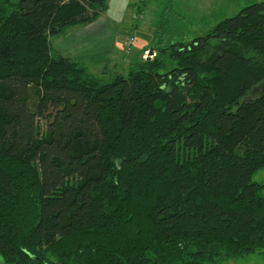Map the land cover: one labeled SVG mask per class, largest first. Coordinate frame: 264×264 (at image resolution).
I'll use <instances>...</instances> for the list:
<instances>
[{
    "label": "trees",
    "instance_id": "trees-1",
    "mask_svg": "<svg viewBox=\"0 0 264 264\" xmlns=\"http://www.w3.org/2000/svg\"><path fill=\"white\" fill-rule=\"evenodd\" d=\"M106 5L0 0V264L264 253V1L103 82L50 38Z\"/></svg>",
    "mask_w": 264,
    "mask_h": 264
},
{
    "label": "rangeland",
    "instance_id": "rangeland-1",
    "mask_svg": "<svg viewBox=\"0 0 264 264\" xmlns=\"http://www.w3.org/2000/svg\"><path fill=\"white\" fill-rule=\"evenodd\" d=\"M129 9L126 10L125 18L116 22L113 26L124 34L123 52L120 56L110 52L106 54L104 64L93 60H79L74 58L88 68V70L103 82H109L115 74L124 76L128 73V67L134 60L136 54L132 51L134 47L143 45L154 47L167 46L173 42H186L202 36L219 21L234 16L243 7L264 0H129ZM116 6L114 5L112 9ZM117 12V9H115ZM69 27L64 35L50 38L51 45L71 39L77 34L82 26ZM82 36V35H81ZM128 37L133 38L131 49L124 45ZM151 45V46H150ZM54 48V47H53ZM140 50V49H139ZM138 50V51H139ZM137 51V52H138ZM154 53V54H153ZM144 51L137 59L141 61L152 60L155 51L143 58ZM133 55V56H132ZM132 56V58H131ZM102 58V56H100ZM136 59V58H135ZM263 81L254 86L240 101L254 98L255 89L263 85ZM252 180L264 185V167L257 170ZM264 196V186L260 190ZM225 264H264V253L256 252L246 259L231 260Z\"/></svg>",
    "mask_w": 264,
    "mask_h": 264
},
{
    "label": "crops",
    "instance_id": "crops-1",
    "mask_svg": "<svg viewBox=\"0 0 264 264\" xmlns=\"http://www.w3.org/2000/svg\"><path fill=\"white\" fill-rule=\"evenodd\" d=\"M129 3H131L129 0H107L106 9L97 19L85 25H78L82 26L81 30L77 34H74L71 39L54 43V49L62 55L73 59H88L90 62L100 59L98 61L100 64H104L105 55L110 52H114L117 56H120L123 52L124 34L127 33L121 34V31L116 29L113 24L125 18L126 10L129 9ZM114 5L116 7L112 9ZM115 9H117V12ZM143 47V45H136L132 51L136 54Z\"/></svg>",
    "mask_w": 264,
    "mask_h": 264
},
{
    "label": "built area",
    "instance_id": "built-area-1",
    "mask_svg": "<svg viewBox=\"0 0 264 264\" xmlns=\"http://www.w3.org/2000/svg\"><path fill=\"white\" fill-rule=\"evenodd\" d=\"M124 45L128 50L131 49L130 47L133 45V38L128 37L127 40H125ZM151 54H152V51L150 52L149 50H145L142 57L145 59V58H148V55H151Z\"/></svg>",
    "mask_w": 264,
    "mask_h": 264
},
{
    "label": "water",
    "instance_id": "water-1",
    "mask_svg": "<svg viewBox=\"0 0 264 264\" xmlns=\"http://www.w3.org/2000/svg\"><path fill=\"white\" fill-rule=\"evenodd\" d=\"M149 51L151 52L152 50H151V49H149Z\"/></svg>",
    "mask_w": 264,
    "mask_h": 264
}]
</instances>
